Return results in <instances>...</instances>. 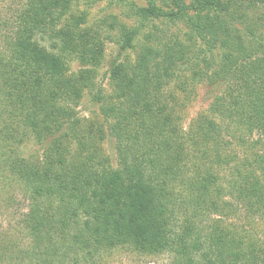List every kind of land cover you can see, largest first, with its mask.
<instances>
[{"label": "trees", "instance_id": "obj_1", "mask_svg": "<svg viewBox=\"0 0 264 264\" xmlns=\"http://www.w3.org/2000/svg\"><path fill=\"white\" fill-rule=\"evenodd\" d=\"M109 1L125 20L91 22L80 0H24L0 20V218L14 220L0 264H103L118 249L264 264V244L232 223L264 222V151L248 153L264 133V0ZM200 83L221 91L186 127L179 108ZM86 95L102 123L80 114ZM30 141L38 155L22 153Z\"/></svg>", "mask_w": 264, "mask_h": 264}, {"label": "rangeland", "instance_id": "obj_2", "mask_svg": "<svg viewBox=\"0 0 264 264\" xmlns=\"http://www.w3.org/2000/svg\"><path fill=\"white\" fill-rule=\"evenodd\" d=\"M91 1L94 3V0H80V11H88L90 13L89 19L91 22H94L98 20L99 18H102L103 16L107 15V13L110 14H117L119 18L122 20L126 19V12L125 9L122 7H119L116 5V2L110 3L109 0H98L96 3L91 5ZM136 1L140 5H147V0H133ZM159 5H165V1L170 0H156ZM189 2L190 0H186ZM24 0H0V20L3 18H10L17 14V12L21 9L23 6ZM88 8V9H87ZM81 13V12H80ZM130 25V24H129ZM186 24H179L178 29L175 27L173 32L175 34L179 33L181 36H184V34L188 31ZM1 30V29H0ZM1 42V41H0ZM3 46L2 42L0 43V47ZM117 55V48L115 44L109 43L106 53L105 61L102 65V67L98 70V82L99 84H103L104 86H107L108 83V70L110 67L111 61L116 57ZM137 52L132 51L131 52V58L132 60L136 59ZM82 65L78 61H73L72 63V70L78 71ZM197 89L195 92H193L191 95L188 96L187 105L182 106L179 108L180 112H184V125L187 127L188 124L191 122L192 119H194L199 113L207 111L209 108L210 103L214 99V97L220 93L221 89L208 86L206 83H200L197 84ZM176 96L180 94L179 90H175ZM167 96L169 94L167 93ZM172 100V99H170ZM179 102L181 98L177 99ZM80 114L82 116H86L89 118H94L98 120L100 123L103 122L101 117L98 115V106L94 105L91 101V97L86 95L84 99H82L80 107H79ZM106 125V124H105ZM103 125V129L106 130L107 134V126ZM250 138V137H249ZM251 140V141H250ZM257 140H260L258 145H251L252 142H255ZM249 154L250 157H255V152H262L264 151V133L259 134L258 132H255L253 136L249 139ZM236 143V141H233ZM103 147L106 151V153L110 156L112 164L114 166H117L118 164V154L116 150V144L115 141L108 137L107 140L103 141ZM21 150L22 153L25 156L30 155H38L42 147L38 144H35L33 141H30L27 143V145L22 147ZM238 151L236 158L232 162H237L241 159V157L244 156L245 150L242 146L235 145L232 146V152L230 153V156L234 154V152ZM8 192H4V196H10L12 193V189L8 188ZM17 196L21 197L20 192L14 191ZM20 200V199H19ZM8 213V212H7ZM6 213V214H7ZM214 217L212 216L211 219L207 222H210ZM10 222H14V220L10 217L9 214L6 216H3L0 218V227L9 226ZM233 227H237L240 231H242L241 234H248L250 235L256 242L264 244V222L262 219H250V218H242L240 219H234L233 220ZM208 224V223H207ZM173 255L169 252H159V253H138L131 251L129 249H118L115 250L113 253L107 256V258L104 260L103 264H173Z\"/></svg>", "mask_w": 264, "mask_h": 264}]
</instances>
